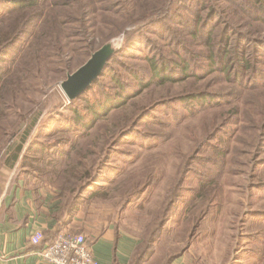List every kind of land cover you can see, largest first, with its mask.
<instances>
[{"label":"rangeland","instance_id":"obj_1","mask_svg":"<svg viewBox=\"0 0 264 264\" xmlns=\"http://www.w3.org/2000/svg\"><path fill=\"white\" fill-rule=\"evenodd\" d=\"M49 2L54 7H41L30 52L20 55L25 36L0 63V198L22 179L42 200L81 196L80 209L130 230L142 247L160 229L151 264L177 254L191 264H264V0ZM7 15L0 2V16ZM14 29L13 22L0 25V46ZM129 35L133 47L122 54ZM107 43L120 49L110 68L69 101L61 83ZM237 44L252 57L239 71ZM149 59L164 63L173 80L156 78ZM121 84L131 94L123 106L90 133L75 127L74 109L87 123V108L125 95ZM69 137L79 154L63 175Z\"/></svg>","mask_w":264,"mask_h":264},{"label":"crops","instance_id":"obj_2","mask_svg":"<svg viewBox=\"0 0 264 264\" xmlns=\"http://www.w3.org/2000/svg\"><path fill=\"white\" fill-rule=\"evenodd\" d=\"M32 188L30 181L19 179L0 198V264H47L37 252L58 231L83 234L97 264H131L141 241L130 230L110 222H96L94 215L82 209L67 222L64 210H60L54 197L42 200L39 188ZM36 233L43 237L37 246L30 242ZM156 246L143 264H150L157 256ZM168 264L191 263L185 260L184 254H177Z\"/></svg>","mask_w":264,"mask_h":264},{"label":"trees","instance_id":"obj_3","mask_svg":"<svg viewBox=\"0 0 264 264\" xmlns=\"http://www.w3.org/2000/svg\"><path fill=\"white\" fill-rule=\"evenodd\" d=\"M0 2L3 4H6L7 10H8L7 16H0V25L2 26V24H4V27H5V22L6 23L13 22V24L15 25V29L13 30L12 35L8 39H6L5 42L0 46V63H1V62H3V60L8 55L11 56L10 51L8 52L11 45L13 43L18 42V41L21 42L22 38L25 36H27L26 42L28 41V44H27L25 49L23 48V50H22V48H21V51H20L21 54L20 55L22 57L25 54L30 52V50L33 46V43L37 37L35 30L38 27V24H37L38 16H40V14L42 12L41 7L44 5V8L47 7V9H48L51 4H50L49 0H0ZM51 6L54 7L53 5H51ZM143 6H145V4ZM263 9H264V7H263ZM47 14H49V12ZM85 14H86V11L83 12V14H82L83 17L80 18V20L86 18L84 16ZM252 14H255V13L253 12ZM89 15L90 14H88V16ZM157 18H155L154 20L147 22V23H151V22L155 21ZM212 18H214V16ZM262 20L261 21L264 23V12L262 14ZM50 21H51L50 22L51 26H52V24L56 23L57 22L56 15H53L51 17ZM30 29H32L31 33H29ZM136 33L139 34V32H136ZM210 35L211 34L207 35V37L209 38ZM130 36L132 37V35L126 36V37H128V39L125 41V44H124V47L122 48V51L120 52V50H119L118 52L124 54V53L129 52L130 48L133 47V44H131V43L133 41L134 36L132 37V41H131ZM227 38H228V33L226 32V29H225V32H224L223 38H222L224 45L227 43V40H228ZM240 51H241V48L237 44L234 47V55H233V59H234L233 64H235L237 66V71L240 70L239 68H247V66H250V63L252 61L251 56H247L244 58V56L241 55ZM117 53H115L112 56V58L108 61L105 69L110 68V64H111V62H113V60H115ZM253 60H254V58H253ZM148 63H149V67H150L151 72H153L155 77L159 78L160 81L164 82V81L173 80V78H171L169 76H165V71H167V69H166V66L164 65V63L160 62V64H157V62L153 59H149ZM242 64H243V67H240ZM121 68H124V65H121ZM127 71L131 75H133V70L127 69ZM184 71H185V68H184ZM102 76H103V73H102ZM112 76L118 82V76L117 75L116 76L112 75ZM135 77H137V76H135ZM135 77H134V79L138 81V83H139L138 85H140L142 87L145 86V85H143L142 80H139L138 78H135ZM149 83H150V80L147 82L146 85H149ZM121 85H123L125 87L124 84H121ZM123 86H121V87H122V91L125 95H121L119 98H117V96H116L115 99L108 97L106 100V102L108 104L107 103H104V104L99 103L100 105H95L92 108L86 109L87 110L86 115L88 116L87 123H85L84 118H83V116L85 115L84 114L85 112L80 113L79 110L74 109V115H73L72 120H74L76 123L75 127L81 128L80 131H85V132L87 131L88 133H90V131H92L96 127L97 123L102 118H105L109 114L111 115V113H113L117 108H120L121 106H123L127 100V97H129L131 95V94H127L130 90H128V92H127L128 88L125 87L126 89H124ZM135 89H136V86H135ZM124 90L126 91V93ZM136 91H137V89L134 92H136ZM132 96H133V94H132ZM79 98H81V97H79ZM188 99H196V100L203 103L206 98L202 97V96L201 97H193L192 96V98H188ZM35 121L36 120L33 119L31 121V123L29 124V126L24 131L21 132V135L19 136V139L17 140V144L15 146V149H14L12 155L10 156L9 160H7L6 166L9 169H12L14 167L15 163L18 161L20 154H21V151H22V148H23V145H24L27 137L29 136L31 129L33 128ZM70 131H72L74 133V128L71 127ZM125 136H127V134L122 135V137H125ZM75 140H77V138H70L69 137V143H70L71 148L69 150L66 149V152H62V154H61L65 157V161L70 159L69 163L67 161L68 165L60 166L63 175L67 173L72 157L75 158V156H77L79 154V152H78L79 148H76L79 144H77V145L74 144ZM44 156L46 157V155H44ZM53 161H54L53 163L55 166H56V164L61 163L60 161H56V160H53ZM66 167H67V169H65ZM82 177H87V179H88L89 178L88 172H85L83 175H81V178ZM82 188H84V187H81L80 189H82ZM100 190L101 189L99 188L96 191L91 192V198L93 199V198L97 197V195H100V192H99ZM80 198H81V196H78V198H76V196H73L72 200L68 203H65V204H63L62 202L59 201L60 210H62V211L64 210L65 220H67V222L70 221L72 219V217L75 216V214L81 208L79 206V203H78V201H80ZM58 234H59V231L57 233H55V235L52 238H49V240L46 241L47 245L52 244L55 241ZM160 236H161V230L159 229V232L157 233V235L152 240L145 243V247H142L143 244L141 243L142 245L138 249L136 256L133 258L131 264H143V263H145L149 259L150 254H152V252L155 250V246L159 243ZM42 242H43V239H42ZM171 259H172V257L170 259H168L165 264H168L171 261ZM151 263H152V261L150 262V264Z\"/></svg>","mask_w":264,"mask_h":264},{"label":"built area","instance_id":"obj_4","mask_svg":"<svg viewBox=\"0 0 264 264\" xmlns=\"http://www.w3.org/2000/svg\"><path fill=\"white\" fill-rule=\"evenodd\" d=\"M41 233L30 238L32 245L42 242ZM37 256L47 264H97L86 237L82 234L59 233L55 241L43 246Z\"/></svg>","mask_w":264,"mask_h":264},{"label":"water","instance_id":"obj_5","mask_svg":"<svg viewBox=\"0 0 264 264\" xmlns=\"http://www.w3.org/2000/svg\"><path fill=\"white\" fill-rule=\"evenodd\" d=\"M118 51H114L109 43L104 44L82 66L68 75L60 86L67 99L74 101L81 97L98 80L108 61Z\"/></svg>","mask_w":264,"mask_h":264},{"label":"bare ground","instance_id":"obj_6","mask_svg":"<svg viewBox=\"0 0 264 264\" xmlns=\"http://www.w3.org/2000/svg\"><path fill=\"white\" fill-rule=\"evenodd\" d=\"M115 47V46H114Z\"/></svg>","mask_w":264,"mask_h":264}]
</instances>
